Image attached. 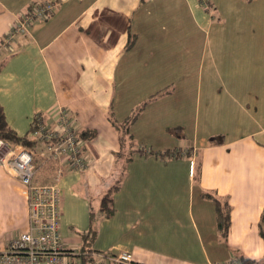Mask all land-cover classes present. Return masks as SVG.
<instances>
[{
  "label": "crops",
  "instance_id": "0c3cea01",
  "mask_svg": "<svg viewBox=\"0 0 264 264\" xmlns=\"http://www.w3.org/2000/svg\"><path fill=\"white\" fill-rule=\"evenodd\" d=\"M36 2H52L53 14L10 45ZM206 3L0 0L9 127L29 135L38 113L50 122L66 106L90 138L88 168H67L59 181L72 260L127 252L132 264H264V0ZM146 101L123 141L116 123ZM35 163L34 181L53 182L59 161ZM215 200L230 215L226 235ZM28 226L23 185L0 163V251Z\"/></svg>",
  "mask_w": 264,
  "mask_h": 264
},
{
  "label": "built area",
  "instance_id": "2783aa9c",
  "mask_svg": "<svg viewBox=\"0 0 264 264\" xmlns=\"http://www.w3.org/2000/svg\"><path fill=\"white\" fill-rule=\"evenodd\" d=\"M206 1L203 0V4L207 5ZM54 8L52 2L34 3L9 32L10 45L18 31L26 30L37 19L49 18ZM30 138L41 146V150L0 138V163L22 183L29 210L28 229L12 238L6 249L0 251V264H132V255L127 252L78 262L71 259L65 248L60 234L62 190L59 181L67 168L83 172L89 166L87 139L78 128L71 109L58 106L50 122L38 113L31 124ZM36 155L42 158V164L59 161L53 182L38 184L34 181L39 169L35 163ZM215 264L242 263L239 257L233 256Z\"/></svg>",
  "mask_w": 264,
  "mask_h": 264
},
{
  "label": "trees",
  "instance_id": "16d2710c",
  "mask_svg": "<svg viewBox=\"0 0 264 264\" xmlns=\"http://www.w3.org/2000/svg\"><path fill=\"white\" fill-rule=\"evenodd\" d=\"M139 113L137 114L135 112L131 117L127 118V120H125V122L123 124L116 123L117 128L122 132L121 139L123 141H125V139L127 138L126 135H128V137H132L128 132L129 126L135 121V119L137 118ZM83 137L86 138L85 135H83ZM0 138H4L7 140H10L13 143L23 144V145H26V146H29L31 148L36 149V147L34 145L35 142H33V140L30 138V132H29V135L19 136L13 129H11L9 127L8 122L6 120L5 112H4V109H3V106L1 105V103H0ZM168 153H171V152H168ZM112 201H113V198H112L111 192H109L108 194H106L104 196L103 201H102V207H101V211H103L106 216L112 215V213L115 210ZM215 201L217 202L218 228H219V230H221V232L224 235H226L228 232V229H229V223H230V217L229 216L230 215L228 212H225L223 210V208L220 206V204L217 200H215ZM91 218L93 220L94 213H91ZM259 227H260V234L264 240V211L262 213V217H261V221L259 223ZM90 234H92L93 238H94L95 234H96L95 230L91 229ZM85 238H86V236H85ZM83 254L86 255L87 253H83ZM239 259H240L242 264H255L251 260H249L245 257H239Z\"/></svg>",
  "mask_w": 264,
  "mask_h": 264
},
{
  "label": "rangeland",
  "instance_id": "374dc122",
  "mask_svg": "<svg viewBox=\"0 0 264 264\" xmlns=\"http://www.w3.org/2000/svg\"><path fill=\"white\" fill-rule=\"evenodd\" d=\"M147 104V101L146 102H142V103H138V104H135V103H133V104H131L130 103V106H131V113L128 115L129 117H131L135 112L138 114L139 112H141L140 110L145 106ZM127 116V117H128ZM126 117V118H127ZM128 117V118H129ZM108 137V136H107ZM106 138L104 137V140H105ZM88 140H90V138H87V141ZM87 144H88V142H87ZM35 145V147H36V149H38V150H41V146L39 145V144H34ZM101 255H105L104 253H102Z\"/></svg>",
  "mask_w": 264,
  "mask_h": 264
}]
</instances>
